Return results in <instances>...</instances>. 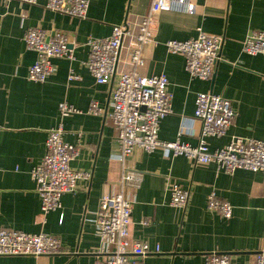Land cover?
<instances>
[{
	"label": "crops",
	"instance_id": "1",
	"mask_svg": "<svg viewBox=\"0 0 264 264\" xmlns=\"http://www.w3.org/2000/svg\"><path fill=\"white\" fill-rule=\"evenodd\" d=\"M193 11H162L153 18V40L144 46L142 75L164 73L169 81L171 113L159 124L162 140L198 144L200 124L193 118L198 92L209 91L230 100L235 116L226 133L208 137L209 149L225 146L234 136L264 141V52L249 55L242 41L264 30V0H192ZM46 0L23 4L0 0V229L54 236L61 252L51 256H3L0 264H93L101 249L96 212L101 196L117 191L121 177L117 129L108 118L113 80L98 84L85 61L89 40L104 38L112 26L135 21L150 0H90L84 18L49 10ZM62 31L74 59L52 60L55 70L44 82L27 78L36 59L23 36L31 27ZM202 30L223 37L220 60L208 80L192 78L182 54L167 51L165 41L185 40ZM129 51H121L118 71H128ZM73 72L78 79L69 80ZM67 102L76 111L60 114ZM95 103L102 114L90 113ZM106 114V115H105ZM184 131L178 134L179 126ZM62 126L63 140L74 147L71 169L90 172L73 192L61 196L60 207L40 214V197L30 176L45 154L48 131ZM126 165L141 173L137 188L128 189L131 223L127 248L133 240L149 245L142 264H205L211 252L228 253L233 264H246L264 248V172L218 170L215 164H194L182 155L135 148ZM189 191L183 208L170 205L168 182ZM233 206L223 218L207 208V195ZM157 248V251H156Z\"/></svg>",
	"mask_w": 264,
	"mask_h": 264
},
{
	"label": "built area",
	"instance_id": "2",
	"mask_svg": "<svg viewBox=\"0 0 264 264\" xmlns=\"http://www.w3.org/2000/svg\"><path fill=\"white\" fill-rule=\"evenodd\" d=\"M9 1V0H6ZM23 4H35L37 0H16ZM90 0H46L49 10L75 18H84ZM192 0H150L147 12L137 20L112 26L111 33L104 38L89 40L90 52L85 64L98 84L113 80L110 110L107 113L117 129L118 153L115 158L121 165L118 190L104 193L96 212V230L102 243L99 256L93 264H142L149 245L145 241L133 240L126 246L131 223V198L128 189L137 188L141 173L126 165L127 157L135 148L147 152L161 150L166 156L182 155L194 164H215L218 170L232 173L237 169L264 172V141L234 136L222 147L209 149L208 137H222L235 116L230 100L203 91L195 98L193 118L200 124L198 144L192 146L176 140H162L158 136L160 121L171 113V95L167 89L168 78L164 73L142 75L137 69L144 65L143 48L153 40V18L162 11H193ZM26 48L36 54L28 68L27 78L44 82L54 70L52 60L64 57L74 59L70 41L62 31H46L39 26L28 28L23 36ZM223 37L199 30L196 36L185 40L165 41L168 52L182 54L185 68L190 77L208 80L220 60ZM128 49L131 69L118 71L122 49ZM242 51L249 55L264 52V30H254L242 41ZM69 80H76L73 72ZM62 116L75 112L67 102L58 104ZM90 113L102 114V110L91 103ZM106 115V114H105ZM184 131L179 126L178 134ZM46 151L41 161L30 171L31 179L40 197V214L60 207L61 196L73 192L77 181L88 179L90 172L75 171L70 167L74 147L63 140L62 126L48 131ZM170 205L175 208L186 206L189 191L176 180L168 182ZM207 208L229 219L233 206L226 200H218L215 191L207 195ZM157 251V248H156ZM61 252L58 240L47 233H29L16 229H0V255L3 256H51ZM205 264H233L228 253L211 252ZM246 264H264V248L257 251Z\"/></svg>",
	"mask_w": 264,
	"mask_h": 264
}]
</instances>
